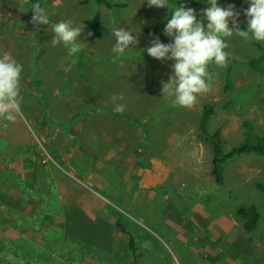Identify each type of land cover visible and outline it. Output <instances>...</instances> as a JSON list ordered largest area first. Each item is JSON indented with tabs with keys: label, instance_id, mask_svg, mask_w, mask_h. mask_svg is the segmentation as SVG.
I'll return each mask as SVG.
<instances>
[{
	"label": "rangeland",
	"instance_id": "obj_1",
	"mask_svg": "<svg viewBox=\"0 0 264 264\" xmlns=\"http://www.w3.org/2000/svg\"><path fill=\"white\" fill-rule=\"evenodd\" d=\"M125 1L129 7L113 10L80 0H42L50 25L59 20L73 27L83 24L76 38L81 51L69 57L63 45L51 44L50 25L31 23L27 0H0V52L23 66L21 113L14 122L0 119V184L4 179L21 184L30 181L42 198L58 199L52 202L53 208L40 205L29 227L45 228L51 221L54 230L63 232L65 219L73 213H61L64 202H78L75 209L87 212L85 217L92 223L101 215L103 231L112 230L116 236L117 252L101 253L103 236L95 234L84 244L88 249L94 242L85 253L90 264H264V192L256 186L264 183V155L246 152L229 158L223 163L224 182L219 184L211 174V146L199 129L203 105L212 102L208 128L220 130L225 151L246 139V121L252 126V137L264 135V61L250 63L264 55V42L245 40L235 33L225 37L228 59L222 67L208 66V90L198 93L191 107L177 106L161 92V81H168L174 61L157 60L144 51L157 37L146 28L164 21L171 9L148 8L143 0ZM170 4L193 8L198 19L200 10L208 6L189 0H170ZM219 4H234L237 10L248 6L246 0H219ZM97 10L104 31L100 39L92 35L88 22ZM240 21L243 28V14ZM113 28L131 29L138 43L117 56L112 52ZM117 106L122 109L117 111ZM15 131L18 143L11 138ZM147 139L153 141L150 146L144 144ZM152 157L165 167H144ZM39 158L45 169L35 173L39 181L30 180L27 169ZM149 170L160 178L169 174V178L156 185V180L145 181L151 183L150 192L140 189L136 193L131 191L138 181H120L139 172L143 177ZM57 171L74 178L71 171H79L89 189L77 200L61 195L55 189ZM116 189L132 202L122 203ZM243 204H255L261 212L252 231L243 227L236 214ZM107 206L113 213L104 210ZM10 210L0 202V222L5 223L0 224V255L17 239L18 244L27 245L20 236L34 238L25 233L27 221L18 222ZM115 217L127 226L125 231L112 227ZM8 225L10 232L3 229ZM132 233L142 251L137 259L121 249ZM234 239L238 241L231 243ZM62 241L60 237L54 242L50 235L45 243H34L30 251L45 264H88L82 262V253L72 254ZM100 254V259L95 257Z\"/></svg>",
	"mask_w": 264,
	"mask_h": 264
},
{
	"label": "clouds",
	"instance_id": "obj_2",
	"mask_svg": "<svg viewBox=\"0 0 264 264\" xmlns=\"http://www.w3.org/2000/svg\"><path fill=\"white\" fill-rule=\"evenodd\" d=\"M247 7L237 10L236 5L222 7L218 0H206L207 7L201 11L198 19L196 10L191 7L171 5L170 0H143L148 8L171 9V14L164 17L166 23L163 34L172 38L170 43L161 42L159 37L151 41V46L144 49L149 56L157 60H173L172 73L167 82L161 81L162 95L172 97L177 106L191 107L196 95L208 90L211 75L207 71L210 64L224 66L228 53L225 37L234 33L245 40L264 42V0H246ZM31 23L50 25V18L45 8L39 3L31 6ZM243 14L245 26L240 27ZM231 21V27H229ZM53 34L51 44L63 45L72 57L81 51L77 37L83 30L81 26H71L59 20L51 23ZM131 29L113 28L111 34L116 43L112 52L117 56L126 53L130 44L138 43L131 34ZM22 65L7 52H0V119L14 122L21 113ZM122 106H117V111Z\"/></svg>",
	"mask_w": 264,
	"mask_h": 264
},
{
	"label": "trees",
	"instance_id": "obj_3",
	"mask_svg": "<svg viewBox=\"0 0 264 264\" xmlns=\"http://www.w3.org/2000/svg\"><path fill=\"white\" fill-rule=\"evenodd\" d=\"M193 4H201L205 3L206 0H189ZM81 3H91L93 5H105L109 9H118L119 7H129V3H127L125 0H80ZM219 2V0H218ZM27 13L29 17L32 16V8L31 6L34 3H39L42 7V0H27ZM15 5V1H13V6ZM125 10V9H124ZM171 12V11H170ZM90 30L92 32V35L97 38H103L104 37V31H103V25H102V14L100 10H97L94 15L92 16L91 20L88 21ZM166 23V20L164 21H158L151 23L147 28L146 31L155 34L157 37H159L161 42L164 43H170L171 37L166 36L163 34V27ZM264 61V55L258 56L257 58L253 59L250 63L256 64L258 62ZM229 82V79L227 80V83ZM214 113V106L212 102H206L203 105L202 114L200 116L199 120V129L204 135L205 139L208 141L209 145L211 146L212 150V156H211V174L215 176L216 181L219 184H222L224 181V175H223V163L228 160L229 158H232L233 156L237 154H242L246 152H255L260 155H264V135L256 134L252 137L251 133L252 126L249 121H246L245 124L247 125V133L248 136L246 139L242 142H240L237 145H234L228 150H224L223 148V140L221 138L220 130L215 129L213 131H210L208 128V120L210 116ZM12 141L14 143H18L20 140L17 137L18 133L15 131L12 132ZM145 136L146 133H143ZM153 143V141H150L149 139L145 140L144 144L146 146H150ZM17 153V152H16ZM43 152H41L42 154ZM19 154V153H18ZM138 156V155H137ZM94 158V157H92ZM42 158H39L38 160H33L32 164L30 165V168L27 169V174L30 180L39 181V178L35 173H38L41 170L45 169V164L42 162ZM35 165H37L36 168ZM144 166H147V164H143ZM26 166H29L27 163ZM83 167V165H81ZM67 171V170H66ZM68 172V171H67ZM67 172H61L57 171L55 176L57 178V188H55L61 195L69 197V199L77 200L82 196L83 191L85 189H89L88 186H86L82 179V173L79 171L74 172V176H71ZM4 179V178H3ZM77 179V180H76ZM4 184H0V202L4 203L6 205L7 209H11L15 214V219L20 223H27L24 226L25 233L29 235H34L33 237L20 236V239L27 243L26 244H18V239L16 241H13L10 246L5 248L1 255H0V264H45L42 259H40L39 256L32 253L30 250H32L34 243L41 242L45 243L49 240V236L52 235L54 242H57L60 237H62L63 241L61 245L67 246L66 249H71L72 254H74L73 251L82 253V256L85 257L82 262L90 264L91 261L87 255H85L86 250H89V252L93 249L92 244L94 242H91L88 245V249L85 248L84 244L87 239H93L95 234H102L103 236V244L101 253L105 252L108 253L110 256L115 255L117 252V249H115V246L113 245L116 239V236L111 231H103V218L101 215L99 216V221L92 223L89 219H87L85 216L87 215V212H83L80 208L75 209V204L78 202H73L72 204L64 202L62 205V211L61 213L65 216L69 215L72 211V215H70L69 219L66 223V229L63 230V232L59 233L56 230H54V227L51 226V221L47 223L48 225L45 228H41L39 224L29 227L28 222L31 221V219L34 216V213L37 209H39L40 205H44L46 209L51 208L54 204L52 202L58 201V199H45L42 198L41 193L37 189H34L32 185L29 184L30 181H24L22 184L18 182H12L10 180L4 179ZM118 181V180H117ZM113 183H116L115 181H112ZM136 184H134L135 186ZM256 186L259 190L264 192V183L263 182H257ZM2 187V191H1ZM84 187V188H83ZM126 189V188H125ZM112 190V189H110ZM119 197L122 198V203H130L131 199L128 197H125L123 195V192L121 190H118ZM134 192V189H132L131 193ZM46 193H52V191H45ZM112 195V193H111ZM130 195V194H129ZM131 196V195H130ZM112 197H114L112 195ZM133 199V197H132ZM125 200V201H124ZM80 204V203H79ZM115 204V203H114ZM111 206L104 207L106 209V212L113 213L112 209H109ZM53 208V207H52ZM102 209V211H104ZM54 211V209H53ZM51 214V212H49ZM55 213V212H53ZM83 213V214H82ZM236 214L242 218L243 220V227L248 230L252 231L254 230L259 223V219L261 216V212L259 211V208L255 204H243L239 205L236 209ZM95 219H97V217ZM120 218L114 219V222L112 227L118 226V228L121 231H125V228L127 227L125 224H123ZM55 221V219L53 220ZM55 223V222H54ZM0 224H5L4 222H0ZM109 224V223H107ZM56 225V223H55ZM61 224L59 223V226ZM5 231L10 232L12 231V228L10 225L5 226L3 228ZM76 233H82L85 237L84 239H80ZM110 233H112L110 237ZM40 235L42 237L40 238ZM75 237V238H72ZM111 239V241H107V238ZM69 238L71 241V244L69 243ZM40 240V241H38ZM237 239L232 240L235 243ZM73 241V242H72ZM114 246V247H113ZM226 248V246H225ZM224 248V249H225ZM124 254H129V252L133 253L134 259H137L141 254L142 251L137 245L135 240V235L132 233L127 241H124L122 243V248ZM217 250V248H216ZM80 255V254H79ZM96 258L100 259V255H96ZM204 261H207V259L204 258Z\"/></svg>",
	"mask_w": 264,
	"mask_h": 264
},
{
	"label": "crops",
	"instance_id": "obj_4",
	"mask_svg": "<svg viewBox=\"0 0 264 264\" xmlns=\"http://www.w3.org/2000/svg\"><path fill=\"white\" fill-rule=\"evenodd\" d=\"M154 157H152L151 158V163L150 164H148L147 165V167H150L151 165H153V167L155 168L156 166H163V167H165L163 164H162V162H157V160H152ZM96 166H98L97 164H96ZM95 167V166H94ZM145 167V166H144ZM96 170H97V167H96ZM72 172V175H74L73 173V171H71ZM114 177V176H113ZM116 178V177H115ZM167 178H169V174L168 175H166V177L165 178H160V177H158L156 174L154 175L153 173H152V171L151 170H149L147 173H146V175L145 176H143L142 177V174L139 172L137 175H136V177H133V176H129L128 178H126V179H123V180H120V181H126V182H124V183H128V181H138V183L134 186L133 185V188L132 189H134V191H135V193L137 192V191H139L140 189H143L144 191H146V192H150V190H151V188L149 187L150 186V184L151 183H147V182H145V181H154V180H156L155 181V185L156 184H161L162 182H163V180H166ZM117 179V178H116ZM115 180V179H114ZM118 180V179H117ZM119 181V180H118ZM134 184V183H133Z\"/></svg>",
	"mask_w": 264,
	"mask_h": 264
}]
</instances>
